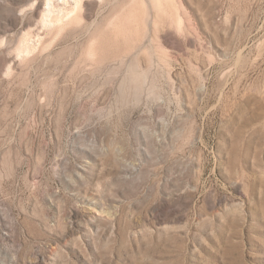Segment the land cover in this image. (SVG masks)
I'll return each instance as SVG.
<instances>
[{"label": "rangeland", "instance_id": "374dc122", "mask_svg": "<svg viewBox=\"0 0 264 264\" xmlns=\"http://www.w3.org/2000/svg\"><path fill=\"white\" fill-rule=\"evenodd\" d=\"M0 264H264V0H0Z\"/></svg>", "mask_w": 264, "mask_h": 264}]
</instances>
